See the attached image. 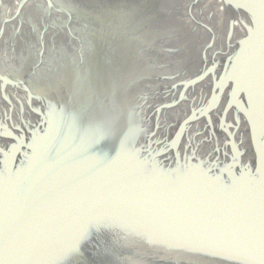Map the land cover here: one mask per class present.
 <instances>
[{"label":"water","instance_id":"95a60500","mask_svg":"<svg viewBox=\"0 0 264 264\" xmlns=\"http://www.w3.org/2000/svg\"><path fill=\"white\" fill-rule=\"evenodd\" d=\"M18 1L0 0L15 264H264V4L221 0L219 22L191 2L176 34L165 0H44L46 37ZM249 66L254 86H238Z\"/></svg>","mask_w":264,"mask_h":264},{"label":"flooded vegetation","instance_id":"af4514ba","mask_svg":"<svg viewBox=\"0 0 264 264\" xmlns=\"http://www.w3.org/2000/svg\"><path fill=\"white\" fill-rule=\"evenodd\" d=\"M44 0H40L39 6L34 2V0H19L18 4L19 6L25 10L26 14L29 16L30 22H35L37 24H40V28L42 31V34L48 37L49 33L53 32L54 29V21L51 17V12L49 10L48 5L45 8H41V4ZM71 1V2H70ZM210 0H165L162 4H165L167 8H169V14L164 19V22L167 21V23L170 25L167 28H169V32H175L176 34H184V32L187 30L186 28L189 27V23L194 22L193 15L191 14V2L196 3V9H198V4H203L204 11L210 10L211 13H215L218 15L219 13H224V5L221 0H219L217 5H214L216 3V0L213 2H209ZM88 2L91 3V0H59V3L57 4H68L69 6L73 5L75 7L81 8L88 4ZM157 3V2H156ZM8 5V2L6 4V7ZM161 5V3H160ZM53 14H58L59 18L63 16V14L58 13L56 11H52ZM192 15V16H191ZM220 16V15H218ZM223 16V14H222ZM222 16H220L219 22L222 20ZM5 19H8L7 17L0 18V29L5 24ZM64 20H61V23H63ZM163 22V23H164ZM60 23L56 25V29H59ZM167 28H161L162 31H168ZM4 29L0 30V38H2ZM16 39V38H15ZM14 39V41H15ZM21 39V38H20ZM25 40V39H22Z\"/></svg>","mask_w":264,"mask_h":264},{"label":"snow or ice","instance_id":"6c2138e0","mask_svg":"<svg viewBox=\"0 0 264 264\" xmlns=\"http://www.w3.org/2000/svg\"><path fill=\"white\" fill-rule=\"evenodd\" d=\"M261 4H264V0H260ZM238 86L243 85L248 88H252L255 84L254 78V67L249 66V68L242 70L240 75L237 77ZM259 102L264 105V97L260 98ZM261 119H264V108L258 113ZM40 161L37 162L36 168L28 176H25L24 180L31 181L34 176H36L40 170ZM27 252V246L21 241L15 231L11 228L8 229L2 241H0V256L6 258L8 261L15 264L16 261L25 258ZM0 264H4V259H0Z\"/></svg>","mask_w":264,"mask_h":264}]
</instances>
